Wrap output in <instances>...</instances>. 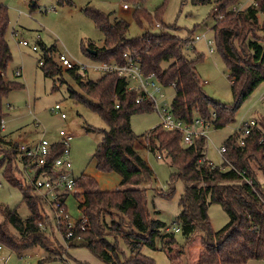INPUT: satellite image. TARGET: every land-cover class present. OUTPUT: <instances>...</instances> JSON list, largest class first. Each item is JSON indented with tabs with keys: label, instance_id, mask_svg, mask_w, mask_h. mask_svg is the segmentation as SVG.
<instances>
[{
	"label": "trees",
	"instance_id": "trees-1",
	"mask_svg": "<svg viewBox=\"0 0 264 264\" xmlns=\"http://www.w3.org/2000/svg\"><path fill=\"white\" fill-rule=\"evenodd\" d=\"M68 1L59 0L60 3ZM235 2L237 0L215 1L212 27L216 33L217 50L229 72L232 105L220 104L205 95L195 68L201 56L187 59L182 53L184 42L164 29L156 34L146 31L137 38H129L125 21L111 19L109 14L87 6L83 12L102 33L103 41L101 46L91 41L82 42V50L89 58L104 63L123 64V54H133L145 75L153 73L162 87H173L170 107L175 118L185 123L198 118L220 129L234 121L241 103L264 81V45L249 39L252 30L254 33L264 30V0H253L241 11L230 9ZM138 9L133 13L138 24L142 26V19L151 24V15L142 8ZM161 14L158 9L155 19H159ZM259 15L263 16L262 23ZM8 23L7 9L0 4V169L6 182L22 193V202L27 205L30 216L24 220L16 209L0 206V244L17 253L39 245L58 256L65 252L64 248L53 243L45 233L42 210L46 202L35 193L33 183L41 175L54 178L52 163L63 147L54 143L46 164L30 166L33 176L27 179L23 171L27 160L19 153L18 144L9 143L1 136L2 101L12 90L22 87L5 77L12 59L5 38ZM236 42L246 44V57L238 53ZM40 47L43 54L38 64L42 62L40 66L44 76H61L62 67L56 58V47L47 48L42 43ZM90 51L95 54H90ZM66 73L82 93L80 96L70 90V97L87 104L107 124L94 151L96 168L100 172L119 175L121 186L117 190H100L96 180L90 176L75 178V186L81 192L73 195L78 200V209L88 219L87 229L76 232L75 237L82 239L83 245L105 264H154L151 258L143 255L142 249H156L157 239L171 263L181 264L172 257L175 233L162 234L165 224L152 220L147 212L143 187L153 180L154 174L135 150L139 136L134 134L130 125L133 114L153 110L152 104L147 100L136 104L135 100L141 93L128 91L126 81L117 74H103L98 81H84L76 68L66 69ZM63 82L60 79V83ZM242 133L243 127L224 141L221 166L213 165L206 158V138L203 136L195 137L193 143L186 146L179 131L164 130L161 125L142 135L149 152L158 153L157 157L164 153L169 158L170 166L175 170L171 183L175 179L183 181L184 191L179 199L181 210L175 223L185 243L190 242L197 230L203 232V250L196 264H247L251 260L264 259V183L257 179L258 175L264 178V141L261 140L264 126L257 124L245 137ZM240 136L242 146L237 141ZM17 162H21V170ZM172 193L160 194L170 197ZM67 196L62 195L60 200L65 201ZM210 204L220 205L228 216L226 225L217 232L210 228ZM60 232L65 239L64 232ZM117 239L124 240L129 257H120ZM65 241L70 245V240Z\"/></svg>",
	"mask_w": 264,
	"mask_h": 264
},
{
	"label": "rangeland",
	"instance_id": "rangeland-1",
	"mask_svg": "<svg viewBox=\"0 0 264 264\" xmlns=\"http://www.w3.org/2000/svg\"><path fill=\"white\" fill-rule=\"evenodd\" d=\"M216 0H143L139 3L152 17L149 24L142 19V26L133 17L137 2L132 0H69L60 3L59 0H0V4L7 9L9 23L6 40L9 45L12 59L9 63L5 77L9 81L17 82L21 88L12 90L2 101V131L4 140L12 144L31 145L42 136L49 141L59 140V131L72 135L70 143L71 177L78 178L82 175L94 178L100 190L120 189V177L113 172H100L97 170L93 159L94 151L100 143L103 132L107 129L102 117L84 104L78 98L70 97V90L82 96L78 85L62 67L61 76L46 77L38 61L42 59V48L56 47L58 54H64L72 63L87 66L86 71H81L83 80L98 81L102 72L95 71L93 66L100 62L89 58L82 50V42L91 41L96 46H101L102 33L94 26L93 22L84 14L85 7L95 8L109 14L111 19L123 20L128 24V37L137 38L144 32L153 34L166 30L178 37L183 44L182 53L193 60L201 56V61L196 64V72L202 82V89L206 96L220 104H234L229 72L226 69L222 56L216 47V33L214 25V4ZM253 0H237L230 9L241 11L249 7ZM128 4L129 10H124L123 5ZM162 14L155 19L157 10ZM137 10H139L137 8ZM260 23L263 16L259 15ZM160 22L161 28L155 25ZM252 30L249 39L264 45V30ZM193 43L188 39L203 36ZM212 41V53L209 52L207 41ZM26 41L30 46L36 45L37 51L31 47H23L20 42ZM238 53L247 56L246 44L236 42ZM42 61V60H41ZM20 71V76L15 75ZM60 79L63 83H60ZM163 100L170 107L174 89L172 86L162 87ZM86 98V97H85ZM55 105L60 110H54ZM60 113L66 118L62 119ZM250 121L264 126V81L241 103L237 109L234 121L223 128L215 129L209 126L206 130V158L215 166H221L222 156L218 152L224 141ZM161 124V119L156 110L135 113L130 117L131 129L139 136L135 150L152 170L154 178L146 184L145 201L146 209L152 220H159L165 224V232L175 233V244L171 245L172 257L181 264H194L199 252L203 248L201 238L203 232L197 230L190 242L185 243L180 234L176 232V217L181 207L179 199L184 191L181 179L171 183V175L175 173L170 166V160L164 153L149 152L144 145L142 135ZM242 137L238 138V142ZM22 169L21 162H17ZM26 176V175H24ZM259 183H264V178L257 177ZM172 184V185H171ZM173 192L170 197L161 195ZM38 195V193L35 191ZM40 196V195H38ZM22 193L11 186L3 177L0 169V206L16 209L22 219H27L30 212L22 202ZM67 214L74 220L82 216L78 209V200L73 193H69L65 200ZM42 213L45 216V233L50 240L64 248V253L56 255L48 252L39 245L31 246L17 253L4 244L1 245L0 264H105L98 256L93 254L83 241L68 244L60 230L54 223V212L50 204L43 205ZM210 228L213 232L219 231L228 222V216L220 205L210 204L208 207ZM1 220V217H0ZM15 234L14 229L10 228ZM79 240V239H78ZM185 243V244H184ZM117 247L121 258L129 257V251L122 239H117ZM156 249L148 247L142 249L143 255L153 260L154 264H172L169 255L161 249V242L157 239ZM247 264H264L262 260H251Z\"/></svg>",
	"mask_w": 264,
	"mask_h": 264
},
{
	"label": "built area",
	"instance_id": "built-area-1",
	"mask_svg": "<svg viewBox=\"0 0 264 264\" xmlns=\"http://www.w3.org/2000/svg\"><path fill=\"white\" fill-rule=\"evenodd\" d=\"M139 8V4H136V9ZM124 10H129L128 4L123 5ZM236 11V9H233ZM156 28H161V25L157 23ZM204 39L203 36H196L188 40L190 43ZM207 46L209 52L212 53V41L208 40ZM23 47H29V43L26 41L20 42ZM32 51H37V46H30ZM124 63L119 64L116 62L104 63L100 62L99 65L93 66V69L103 74H117L119 77L124 78L126 81V89L128 91H137L141 93L135 102L140 104L144 100L149 101L152 104L153 110H156L161 119V126L164 130H177L182 134V143L186 146L191 145L195 137L203 136L207 139L206 130L210 126L209 123L204 122L198 118H195L191 123H185L174 117L171 112V107H167L164 103V96L162 93V85L159 83L153 73L145 75L141 68L140 63L136 57L131 53L123 54ZM57 61L61 67L66 69H78L79 72L86 71L87 66L82 64L72 63L64 54H58ZM42 65V62H39ZM15 75L20 76V71H16ZM54 110H60V106L55 105ZM60 117L65 119L64 113H60ZM257 126L255 121H250L243 126L242 137H245L250 133L251 128ZM264 141V136L261 138ZM72 141V135L59 131V140L56 142H50L45 137L39 138L31 145L18 144V151L27 160L23 171L27 179L33 176V170L30 166L41 167L46 164V160L50 155L51 146L54 143L60 144L63 147L61 154L54 159L52 166L54 169V178L51 179L46 176H39L33 183L35 191L40 195L45 202H48L54 212V223L56 227L64 232L65 239L72 241L78 239L75 237L76 232H84L87 229L88 219L84 213L82 216L74 220L66 211L65 201H61V196L69 193L78 194L81 190L75 186V179L71 177V162H70V143ZM239 145H243L242 139ZM222 156L225 152V148L222 146L218 150ZM46 224V222H45ZM43 227V224H39ZM177 232L178 229H175ZM1 254V245H0Z\"/></svg>",
	"mask_w": 264,
	"mask_h": 264
},
{
	"label": "crops",
	"instance_id": "crops-1",
	"mask_svg": "<svg viewBox=\"0 0 264 264\" xmlns=\"http://www.w3.org/2000/svg\"><path fill=\"white\" fill-rule=\"evenodd\" d=\"M50 142H53V141H50ZM79 239V240H78ZM78 239H73L71 242H70V244H73L75 241L76 242H78V241H83L82 239H80V238H78ZM84 242V241H83ZM202 250H203V248L201 249V251L200 252H202ZM200 252H199V254H200ZM197 261V260H196ZM196 261H195V263L194 264H196Z\"/></svg>",
	"mask_w": 264,
	"mask_h": 264
},
{
	"label": "water",
	"instance_id": "water-1",
	"mask_svg": "<svg viewBox=\"0 0 264 264\" xmlns=\"http://www.w3.org/2000/svg\"><path fill=\"white\" fill-rule=\"evenodd\" d=\"M90 54H95V52L94 51H90Z\"/></svg>",
	"mask_w": 264,
	"mask_h": 264
}]
</instances>
